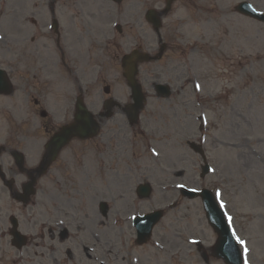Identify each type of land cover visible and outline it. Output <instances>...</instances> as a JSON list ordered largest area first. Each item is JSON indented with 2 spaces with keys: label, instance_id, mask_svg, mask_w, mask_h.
<instances>
[{
  "label": "flooded vegetation",
  "instance_id": "af4514ba",
  "mask_svg": "<svg viewBox=\"0 0 264 264\" xmlns=\"http://www.w3.org/2000/svg\"><path fill=\"white\" fill-rule=\"evenodd\" d=\"M46 2L48 0H45ZM38 20L33 21L30 31V56L29 62H25L19 55L0 56V67H2L11 83L12 92L5 97L7 103L0 107L1 121L5 125L0 140V167L4 173L3 180L0 179V264H17L18 250L10 247V224L7 216L14 214L17 218L18 228L27 236L28 244L22 249L26 260H31L34 264H53V238L55 230L52 228L53 215H63L72 220L77 219L81 214L80 205L85 197L93 203L96 202V184L86 186L84 182H79L76 177L70 175L73 166L62 162L61 165L50 167L46 178L47 181L36 182L34 194L28 196L25 203L18 201L21 187L26 180V174L33 166H24V172L14 164L12 153L14 150L24 149L25 154L33 156V140L36 138V117L38 110L45 108L50 111L46 118L40 120L41 128L46 131L52 130L54 126L52 109H61V100L68 99V87H62L54 91L52 77L63 76V70L58 69L59 63L64 65L67 54L64 48L58 46L56 57L53 60L49 54L43 39L48 36L44 32L47 23L43 15L37 16ZM56 61V62H54ZM54 66L57 67L54 69ZM73 91L82 92L78 86ZM54 100V101H53ZM21 106L26 109L25 117H16L10 111ZM46 112V111H45ZM57 169L62 174V181L54 175L53 170ZM10 177L14 182H9ZM42 205V208L37 206ZM96 216V210L92 209ZM42 215L44 219H41ZM128 245L124 255H118L114 249H110L108 256L113 263L127 264L132 246V238L127 239ZM73 250L68 253L64 251L61 257V264H84L83 262V240L79 236H73L70 240ZM69 247L66 246L65 249ZM93 249L96 251V238ZM96 254V253H95ZM85 264H96V258L91 256Z\"/></svg>",
  "mask_w": 264,
  "mask_h": 264
},
{
  "label": "rangeland",
  "instance_id": "374dc122",
  "mask_svg": "<svg viewBox=\"0 0 264 264\" xmlns=\"http://www.w3.org/2000/svg\"><path fill=\"white\" fill-rule=\"evenodd\" d=\"M97 1V0H96ZM100 2V0H98ZM159 0H152L153 4H157ZM220 2V0H219ZM231 2V0H222L220 3L222 5H227ZM98 9H101L98 6ZM117 11H110L106 10L107 12V19H102L103 12H101L99 18H98V25L97 28V37L100 39V41L106 40V37L104 35L109 37V29L112 31V33L116 36L114 42H116L117 50L119 52L126 51L135 45H137V41H144L146 44V48L153 52L155 49V41L154 36L151 33L150 29L145 27V25H142L141 28L138 27L137 21H139V17L136 12V7H127L125 6L123 9L118 8ZM187 15V11L183 9L182 3H177L176 6L173 9V13L171 16L165 21L166 24L172 23L174 21L176 22H185L183 27L180 29V32L182 33V36L186 41L190 40L194 37L196 34V30L194 29L193 25L189 23L185 16ZM220 16V14H218ZM119 22L123 26V32L121 35H117L114 31V29L111 28V22ZM228 18L226 17V22H221L222 26L228 24ZM132 26V27H131ZM210 27H207L204 31H209ZM218 30L221 34L224 35L225 29L222 27H218ZM224 37V36H223ZM225 38V37H224ZM225 41L227 39L225 38ZM183 42V41H182ZM186 43V42H184ZM264 61V60H263ZM98 63H101L100 60H98ZM178 60L174 59L169 55L167 58H165L160 63H154L149 64L145 68L148 70L154 71L157 76V73L161 70L164 66H169L170 69H172V66L174 64H177ZM191 61H186L183 63H180V67H190L193 71L205 75L204 69L206 66H208L207 62L198 61L196 62L193 67L191 66ZM262 64V66H260ZM257 65H259V73H255L254 70L256 69ZM264 66V63H254V62H246L243 73L240 72V76L237 78H229L227 77V80H233L232 86L234 89H230V92L228 93L227 98V109L226 114L223 117L231 118V122L234 123L235 127L238 130L239 136H246V137H252L253 141L251 144L255 148H259V145H257V142L259 140H263L264 144V74L261 73V68ZM182 68V69H183ZM185 69V68H184ZM258 69V68H257ZM98 70V67H96V71ZM261 73L260 77L259 74ZM254 77L258 80V85H253ZM160 80H168V75H161ZM259 78V79H258ZM211 85H213V81H209ZM206 89V85H203V89ZM209 92L214 93L216 88L211 89L209 86ZM202 89V90H203ZM207 90V89H206ZM208 91V90H207ZM244 92V93H242ZM246 102L253 103L254 108L252 111L248 114V117L245 116V104ZM169 104V103H168ZM199 112V109L196 110V113ZM207 116H213L211 112L206 110ZM257 122V128L252 127V122ZM259 137V138H257ZM173 149H171L172 151ZM233 152L236 150L231 149ZM175 151V150H174ZM175 153V152H174ZM261 154V160L258 161L255 159L254 154L250 153H244L245 156V172L247 175L248 180L254 184L261 181H264V170L261 173H258V165L261 167H264V147L259 151ZM166 153H163V157H165ZM242 156V154L239 155V157ZM168 157H171L170 152H168ZM167 160V157H166ZM212 160L214 161V155H212ZM222 160L223 158L218 155V160L216 164L218 165L221 173L222 169ZM226 160L228 161L225 168L222 171V176H219L217 180H215L213 183L220 181H226V178H228V181L237 185V172L240 171L242 176L244 169L243 167H239L236 171L234 168V160L232 156H226ZM256 167V169H255ZM219 173V175H220ZM189 176H194V173H189ZM207 184L208 180L206 181ZM240 185V184H238ZM249 204H251L252 212L255 214H259V209L257 206L253 203H251L249 199ZM248 206L247 201L244 199L243 207L246 209ZM190 213H195L193 210L189 211ZM188 213V212H187ZM264 234V231H263ZM251 248L254 254H252V260L254 264H262L263 262H260L258 260V255L261 254L264 256V248L262 247L260 242H257L254 238L251 237L250 242Z\"/></svg>",
  "mask_w": 264,
  "mask_h": 264
},
{
  "label": "snow or ice",
  "instance_id": "6c2138e0",
  "mask_svg": "<svg viewBox=\"0 0 264 264\" xmlns=\"http://www.w3.org/2000/svg\"><path fill=\"white\" fill-rule=\"evenodd\" d=\"M197 90H199V85H196ZM94 119H99V117H92L91 115H87V114H81V116L79 117V119H77L76 124L73 126V128L70 130L73 134H79L81 131H85L87 130L92 124H93V120ZM101 122H103L101 120ZM153 155H158V153L155 152V150H153ZM211 171H215V169H211ZM179 187H184V185H178ZM192 192H198L200 191L199 188H192L189 189ZM222 193L220 191V189H217L215 192V199L219 204V207L221 210L225 209V204L224 201L222 200ZM224 216L228 221V225L229 228H232V221L233 218L232 216L228 215V213L225 211L224 212ZM232 236L233 238L236 240L237 244H239L241 246L242 252L244 254V264H249V260L247 259V254L249 252V249L247 247L246 241H244L243 239H241L235 232V230H232ZM190 243H195V241H190Z\"/></svg>",
  "mask_w": 264,
  "mask_h": 264
}]
</instances>
